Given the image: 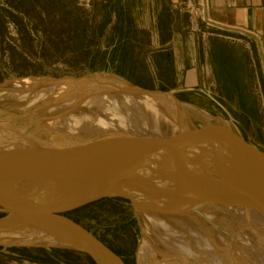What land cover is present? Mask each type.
Masks as SVG:
<instances>
[{"label":"rangeland","instance_id":"1","mask_svg":"<svg viewBox=\"0 0 264 264\" xmlns=\"http://www.w3.org/2000/svg\"><path fill=\"white\" fill-rule=\"evenodd\" d=\"M201 1L182 0L172 7L169 0H0V110L5 113L0 127L12 125L13 130L30 137H37L45 127L89 134L98 131L96 125L104 118L101 121L106 119L110 129L121 132L147 134L154 130L159 137L173 134L177 122L168 116L170 104L161 103L162 108L144 104L138 99L141 94L131 95L127 101L123 97L129 93L107 85L54 94V89H62V81L102 76L141 92L171 95L193 124H202L203 119L221 122L264 152L260 143L264 137V90L252 74H237L239 80H249L250 91L245 85L234 92L217 89L210 58L211 40L217 31L203 20ZM176 10L186 19H175ZM177 29L185 37L190 68L198 70L200 85L192 90L175 89L178 79L171 66L173 52L162 48L159 41V33L169 39L170 30ZM250 53V65L255 69L260 59ZM27 78L53 84L39 82L24 90L12 87L13 81ZM259 78L262 83L263 76ZM105 95L111 98L104 99ZM79 210L69 218L103 241L125 264H143L141 243L146 229L139 216L143 212L119 199ZM254 210L245 213L248 220H258ZM213 214L212 223L237 241L239 248L252 246L235 220L221 212ZM6 216L0 204V219ZM247 258L251 260L243 257L240 262L258 264L248 254ZM0 264L90 263L82 254L61 249L0 247Z\"/></svg>","mask_w":264,"mask_h":264},{"label":"water","instance_id":"2","mask_svg":"<svg viewBox=\"0 0 264 264\" xmlns=\"http://www.w3.org/2000/svg\"><path fill=\"white\" fill-rule=\"evenodd\" d=\"M180 121L171 136L158 139L62 133L66 143L0 127V204L7 212L0 247L69 250L94 264H125L68 217L102 200L160 214L234 202L264 215V152L221 122ZM22 234L31 243L14 240Z\"/></svg>","mask_w":264,"mask_h":264},{"label":"bare ground","instance_id":"3","mask_svg":"<svg viewBox=\"0 0 264 264\" xmlns=\"http://www.w3.org/2000/svg\"><path fill=\"white\" fill-rule=\"evenodd\" d=\"M39 82H41L39 79H18L13 81L12 87L16 90L30 89L32 86L39 85ZM44 83H42L44 86H51V84H53L50 82ZM61 84L62 89H54L55 95L65 94L67 92L72 93L73 90L80 88L93 89L97 85H107L116 91L126 90L130 95H124L123 99L127 101L132 98L130 97L131 95H138V93L135 92L136 89L134 90L125 82L111 77L105 78L98 76L86 78L81 81L67 80L62 81ZM138 96V99L141 100L142 103H152L157 106V108H162L161 103L170 104L168 106H171V113L169 112L168 116L173 117L177 123L181 122L180 120H182V122L186 120L183 106L171 97V95L141 93V95ZM103 98L110 99L111 97L105 95ZM113 104L116 106V101H113ZM109 108L110 107H108V110ZM101 120L96 125V129L102 133L113 132L138 139L160 138L154 130H151V132L147 134H131L110 129L107 126L108 124L106 125L105 123L106 119L105 122ZM11 126L12 125H7L4 128H14ZM72 126L74 127L73 124ZM61 129H51L45 127V130L41 129L38 131V136L48 137L49 139L55 137L59 140V142L66 143L65 141L67 140L62 133H67L74 137L79 134L75 131V129L74 131L71 129L69 132H66V130L62 131ZM202 184L203 183H201V181H198V185L196 186L203 187ZM252 210L245 204L234 202L224 205H220L219 203H212L208 205V202H203L193 210L185 213H141L139 216L146 229L144 239L141 243V259L143 264H242L240 261L243 257H245L248 261L251 260L247 258V254L250 255L256 263L264 264V215L254 210L253 212L257 214L258 220H248L245 213H250ZM214 212H221L222 214H226L235 220L240 230L249 236L247 239L252 243V246L246 250L239 248L236 243L237 241L235 242L231 236L225 234L224 231L220 230L212 223V220L214 219ZM260 221L262 224H259ZM13 238L18 242L31 243V240L27 235H17Z\"/></svg>","mask_w":264,"mask_h":264},{"label":"crops","instance_id":"4","mask_svg":"<svg viewBox=\"0 0 264 264\" xmlns=\"http://www.w3.org/2000/svg\"><path fill=\"white\" fill-rule=\"evenodd\" d=\"M204 1L207 6L205 18L213 24L211 28L217 31V35H214L215 38L211 40L210 52L211 64L217 77L215 84L217 89L234 92L245 85L243 88L250 91L249 80H239L237 74H245L246 77L252 74L259 79V89L264 90V0ZM169 2L174 7L182 0H169ZM174 17L186 19L177 10ZM156 20L157 17H155ZM155 24L158 25L157 22ZM170 27L172 29V24ZM159 41L162 43V48L169 47V50L173 52L171 66L178 79L175 89L187 91L198 87L200 85L198 70L194 72L190 68L185 37L180 34V31L170 30L169 39H164L159 33ZM248 45L251 53L247 52ZM249 53L260 59V64L255 69L250 65ZM237 68L240 71H236ZM259 75L263 76L262 83ZM259 139L257 137V140ZM260 143L264 145V137Z\"/></svg>","mask_w":264,"mask_h":264},{"label":"built area","instance_id":"5","mask_svg":"<svg viewBox=\"0 0 264 264\" xmlns=\"http://www.w3.org/2000/svg\"><path fill=\"white\" fill-rule=\"evenodd\" d=\"M206 8H207V6L205 4V1L202 0L201 4H200V10H201L202 16H204V17L206 16ZM203 20H206L207 23H209V26L213 27V24L209 20H207L206 18H203ZM205 70H202V73L207 74V71H205Z\"/></svg>","mask_w":264,"mask_h":264},{"label":"trees","instance_id":"6","mask_svg":"<svg viewBox=\"0 0 264 264\" xmlns=\"http://www.w3.org/2000/svg\"><path fill=\"white\" fill-rule=\"evenodd\" d=\"M102 201H104V200H102ZM101 202V201H100ZM127 202V201H126ZM98 203V202H97ZM127 203H129V202H127ZM93 205V204H92ZM92 205H89V206H92ZM89 206H87V207H89ZM79 211H81V210H77V211H75V212H73V213H70V214H68V217H71L72 215H75V214H77ZM75 222V221H74ZM100 240V239H99ZM101 241V240H100ZM102 243H103V241H101ZM107 246V245H106ZM109 249H110V247L109 246H107ZM111 250V249H110ZM67 252H71V253H76V252H72V251H69V250H66ZM112 252H114L113 250H111ZM115 253V252H114ZM76 254H78V255H80L79 253H76ZM116 254V253H115ZM117 255V254H116ZM118 256V255H117ZM84 257L87 259V261L90 263V264H94L93 262H92V260L88 257V256H85L84 255ZM124 262V261H123Z\"/></svg>","mask_w":264,"mask_h":264}]
</instances>
